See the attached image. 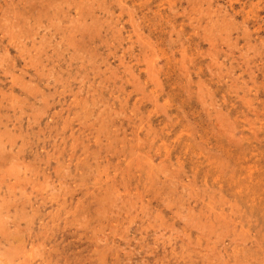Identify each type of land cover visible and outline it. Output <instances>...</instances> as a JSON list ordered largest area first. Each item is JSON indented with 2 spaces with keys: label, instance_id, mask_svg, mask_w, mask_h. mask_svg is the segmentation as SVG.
Listing matches in <instances>:
<instances>
[{
  "label": "rangeland",
  "instance_id": "rangeland-1",
  "mask_svg": "<svg viewBox=\"0 0 264 264\" xmlns=\"http://www.w3.org/2000/svg\"><path fill=\"white\" fill-rule=\"evenodd\" d=\"M0 206V264H264V0H0Z\"/></svg>",
  "mask_w": 264,
  "mask_h": 264
},
{
  "label": "bare ground",
  "instance_id": "bare-ground-1",
  "mask_svg": "<svg viewBox=\"0 0 264 264\" xmlns=\"http://www.w3.org/2000/svg\"><path fill=\"white\" fill-rule=\"evenodd\" d=\"M1 144H2V143H1ZM1 159H2V158H1ZM19 160H20V159H19ZM8 163H9V162H8ZM12 165H13V164H12ZM0 207H1V206H0ZM1 217H2V216H1ZM6 218H7V217H6ZM8 220H9V219H8ZM8 220H7V221H8ZM84 220H85V219H84ZM1 224H2V223H1ZM5 224H6V223H5ZM8 228H9V227H8ZM0 230H1V229H0ZM8 242H9V241H8ZM0 245H1V244H0ZM7 262H8V261H7Z\"/></svg>",
  "mask_w": 264,
  "mask_h": 264
}]
</instances>
